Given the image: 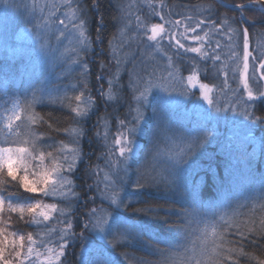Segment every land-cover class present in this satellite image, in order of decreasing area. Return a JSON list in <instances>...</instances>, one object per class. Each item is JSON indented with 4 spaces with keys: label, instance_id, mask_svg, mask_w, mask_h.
<instances>
[{
    "label": "snow or ice",
    "instance_id": "snow-or-ice-1",
    "mask_svg": "<svg viewBox=\"0 0 264 264\" xmlns=\"http://www.w3.org/2000/svg\"><path fill=\"white\" fill-rule=\"evenodd\" d=\"M218 3L238 15L215 3L118 0L110 60L99 63L94 81V45L103 50L106 28L99 0L15 5L38 44V63L26 89L0 99V264H122L118 248L147 253L121 252L126 264H264V181L234 204L221 181L225 203L217 206L202 202L188 181L215 139L214 113L242 116L246 128L264 125V29L256 27L264 25V0ZM92 9L100 13L95 26ZM174 97L208 107L198 103L195 117L178 121L169 109ZM101 101L116 107L97 116L104 167L90 166L94 192L84 199L74 177L86 156L84 124ZM49 105L67 115L37 111ZM148 188L163 203L144 201ZM129 212L150 217L160 230Z\"/></svg>",
    "mask_w": 264,
    "mask_h": 264
},
{
    "label": "trees",
    "instance_id": "trees-1",
    "mask_svg": "<svg viewBox=\"0 0 264 264\" xmlns=\"http://www.w3.org/2000/svg\"><path fill=\"white\" fill-rule=\"evenodd\" d=\"M118 0H99L100 3V13L105 17L106 28L103 31V50L98 45H94L95 55H101V60L99 57H95L94 63L96 65L92 79L95 80V74L99 71V63L101 61H108L110 59L107 41L110 34L116 31L115 21L112 19L116 15L115 5ZM125 3L129 0H124ZM172 3H182V4H197V3H215L219 12H228L229 15H238L235 10L227 9L221 7L216 0H170ZM232 2H239V0H232ZM100 13H97L95 9L90 12V17L92 18L93 26L96 25V19ZM247 15L253 17V19H259V13L250 11L246 13ZM158 22V21H157ZM257 28L264 29V25L257 24ZM249 32L253 33V29L250 27ZM91 35L95 36V27L92 28ZM255 35L252 36L253 44L255 43ZM31 75V64L23 60L17 55H10L6 51L0 50V99H8L12 94L18 93L21 89H26L28 87L29 77ZM94 95H98L94 91ZM11 105H8L10 107ZM114 105H109L105 107L104 103L101 101L98 106V111L96 114L91 116L89 120L84 124L87 130V136L82 141V148L86 154L84 163L79 165V175L76 179L77 185H81L80 188L83 189L81 197L86 199L87 195H92V191L88 190V185L84 184V178H89V168L94 167L98 164L100 153L104 151L102 141L98 140L95 136L97 129L100 127L97 123V116L103 115L105 112L112 113ZM58 106L49 105L48 107H37V111L42 113L51 112L54 117L66 116L67 113L60 112L57 110ZM169 109L173 114L174 119L184 120L186 117H195L187 113H182L181 110ZM125 111V106H119L118 112L122 113ZM259 114V113H258ZM233 117V118H232ZM123 118V117H121ZM233 119V121L231 120ZM235 115L232 113H227L226 120H212L209 127L214 130L215 139L208 145H206V151L200 157L198 167L189 175L188 181L190 184L198 185L199 196L202 202L206 205L211 204L217 206L225 203L222 197L221 191V181H224V190L230 193V198L235 203L236 200H242L248 194L253 187L258 188L262 181H264V154H262V149H264V125L254 124L250 128L244 127V125L249 124L247 120L237 123ZM243 123L244 125H241ZM59 127H67V124H61ZM54 139L62 140L68 143V137L65 134L52 133ZM47 139V138H46ZM51 143L52 140H48ZM141 143H146L142 140ZM101 160V158H100ZM234 178V179H233ZM79 188V189H80ZM87 189V190H86ZM77 190V188H76ZM132 190V189H129ZM142 199L149 203L160 202L159 193L154 188H148L144 190V195ZM90 204V203H89ZM141 204H133L132 207H142ZM89 207V205H88ZM83 211V209H81ZM129 216L135 218V216H140L141 219L139 223L149 224L150 226L156 228L159 231V227L155 222L151 221V218L141 214L128 213ZM12 222L15 224L16 217L12 216ZM19 227L24 229L26 232H35L36 228L28 227L26 224L20 223ZM12 230H15L13 228ZM248 245V242H245ZM253 249L248 246L246 251H252ZM77 255L71 259L75 262L78 259L79 249L74 250ZM121 252H128L130 254H135L136 256H147V253L139 248H118L116 250V256L123 262V257L120 256ZM257 255L259 252L257 251ZM155 259V257H149Z\"/></svg>",
    "mask_w": 264,
    "mask_h": 264
},
{
    "label": "rangeland",
    "instance_id": "rangeland-1",
    "mask_svg": "<svg viewBox=\"0 0 264 264\" xmlns=\"http://www.w3.org/2000/svg\"><path fill=\"white\" fill-rule=\"evenodd\" d=\"M21 0H0V50L6 51L10 55H17L21 57L23 60H25L28 63L31 64V72L33 69V66L38 63L36 60V53L33 51V49L38 48V44L35 41V37L29 36L28 33L31 32L30 26H27L28 30L25 31V25L23 23L22 17L20 15V12L17 10L15 5L19 4ZM96 46V45H95ZM98 47H100L98 45ZM92 56V53L89 54ZM95 57H99V60H101L100 53L95 55ZM110 60V59H109ZM101 83H104L101 81ZM107 85L105 84V88ZM97 86L93 84V94L94 91L96 92ZM195 91V90H194ZM197 96H199V93H196ZM198 103L204 104V106L207 108V102L201 100H196L195 97L189 99L185 97H174V102L171 103V109H179L182 113L190 114L191 116H195V105ZM211 111V109H209ZM233 114V113H232ZM215 116H218L219 119L222 121L223 119H227V114L225 113H214ZM234 115V114H233ZM233 118V117H232ZM235 119H237L235 122L240 123L242 121H245V119L242 116L235 115ZM233 121V119H231ZM241 125H244L241 123ZM116 128H112V132H115ZM104 149V148H103ZM105 151V149H104ZM98 164L101 167H104V158L102 157L101 160L99 159ZM79 175V172L76 174V179ZM89 178H84V184L85 185H91L93 184V181L96 179L95 175H89ZM77 184V183H76ZM77 187V192L82 195L83 189ZM103 185H101L102 187ZM80 188V189H79ZM89 190V188L87 187ZM86 189V190H87ZM247 194H250V191H247ZM101 201L97 199L96 204H99ZM91 203L89 204V207H92Z\"/></svg>",
    "mask_w": 264,
    "mask_h": 264
},
{
    "label": "water",
    "instance_id": "water-1",
    "mask_svg": "<svg viewBox=\"0 0 264 264\" xmlns=\"http://www.w3.org/2000/svg\"><path fill=\"white\" fill-rule=\"evenodd\" d=\"M217 2H218V0H216ZM232 10H234V9H232Z\"/></svg>",
    "mask_w": 264,
    "mask_h": 264
}]
</instances>
